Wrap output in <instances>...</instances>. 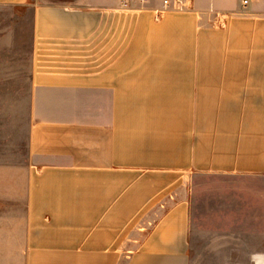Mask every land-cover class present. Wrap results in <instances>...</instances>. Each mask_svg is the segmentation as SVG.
<instances>
[{"label":"crops","instance_id":"1","mask_svg":"<svg viewBox=\"0 0 264 264\" xmlns=\"http://www.w3.org/2000/svg\"><path fill=\"white\" fill-rule=\"evenodd\" d=\"M165 1L0 0L33 39L0 264H191L199 177L230 183L264 264V0Z\"/></svg>","mask_w":264,"mask_h":264},{"label":"rangeland","instance_id":"2","mask_svg":"<svg viewBox=\"0 0 264 264\" xmlns=\"http://www.w3.org/2000/svg\"><path fill=\"white\" fill-rule=\"evenodd\" d=\"M33 74L32 10L0 7V164L28 156ZM199 177L193 182L191 264H250L251 237L239 231L230 183ZM230 213V217L225 215ZM231 218V220L229 219ZM229 219V220H228ZM8 221V216H0Z\"/></svg>","mask_w":264,"mask_h":264},{"label":"built area","instance_id":"3","mask_svg":"<svg viewBox=\"0 0 264 264\" xmlns=\"http://www.w3.org/2000/svg\"><path fill=\"white\" fill-rule=\"evenodd\" d=\"M241 3H242V6L243 7H246L249 3V0H240ZM184 3H185V0H174L173 1V5L177 8H182L184 6ZM165 5L166 6H170L171 5V2H169L168 0L165 1Z\"/></svg>","mask_w":264,"mask_h":264}]
</instances>
